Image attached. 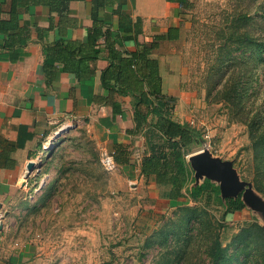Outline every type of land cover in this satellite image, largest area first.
I'll use <instances>...</instances> for the list:
<instances>
[{
  "label": "rangeland",
  "instance_id": "obj_1",
  "mask_svg": "<svg viewBox=\"0 0 264 264\" xmlns=\"http://www.w3.org/2000/svg\"><path fill=\"white\" fill-rule=\"evenodd\" d=\"M188 2L180 10V38L160 51L168 77L165 95L174 117L201 132L202 142L192 147L188 161L207 149L216 158L232 160L240 177L249 180L254 165L249 127L217 99L230 80L231 54L247 62L245 85L254 84L264 95V54L251 69L254 52L238 43L250 35L264 40V0ZM239 14L241 35H232ZM58 128L53 146L38 155L25 188L7 201L8 213L2 212L4 239L14 250H28L27 264H211L216 237L227 248L223 264H264V213L243 191L245 207L227 213L213 192L198 200L171 201L164 196L165 186H149L147 178L137 176V159L144 154L138 147L147 150L144 131L132 135L130 165L108 171L100 160L105 134L90 117ZM189 172L191 184L203 180H193L191 163ZM253 190L264 203V195ZM192 214L197 218L188 221Z\"/></svg>",
  "mask_w": 264,
  "mask_h": 264
},
{
  "label": "trees",
  "instance_id": "obj_2",
  "mask_svg": "<svg viewBox=\"0 0 264 264\" xmlns=\"http://www.w3.org/2000/svg\"><path fill=\"white\" fill-rule=\"evenodd\" d=\"M73 1L75 0H11L9 17L0 16V34H8L4 45L27 43L30 29L20 24L22 10L29 11L35 6L47 7L50 13V27L56 26L57 37L53 42L43 43L46 74L60 69L74 72L77 78L84 82L94 76L96 61L104 56L101 44L105 43L108 64L101 70L100 86L106 94L97 95L95 102L110 104L113 108V120H117L124 113V109L121 102L115 99V94L132 97L134 126L127 128L126 132L136 135L144 131L147 150L141 159V174L146 178L154 175L156 183L167 188L164 196L171 201L187 197L198 200L205 193L213 192L225 205L226 213L242 210L245 201L241 193L223 197L220 185L208 177H204L200 182L190 183V162L187 157L192 147L200 144L203 138L194 125L174 117L172 112L174 106L163 92L159 61L153 56L154 50L160 47L162 40L180 38V24L169 26L164 33L155 34L150 42H143L139 40V34L143 32V19L141 16L132 15L130 0H89L91 6L88 12L93 24L86 29L84 38H74L72 29L76 23L70 17ZM176 1L180 2L182 8L189 4L188 0ZM108 6H118L119 19L116 29L107 24L106 19L100 14L101 8ZM57 16L59 19L55 25L54 20ZM241 19L242 15L239 14L237 24L230 27V34L241 35L238 25ZM246 23H249V19ZM129 39L136 41L135 50L125 53L117 48V44L122 46L124 41ZM238 43L242 46H251L254 52L251 69L255 68L256 58L264 54V40L259 41L258 37L250 35L244 40L239 39ZM229 59L233 60L231 62L233 69L228 78L230 80L223 84V89L220 90L222 95L217 100L227 102L235 109L237 120L249 127L254 151V165L249 181L264 195V95L254 84L245 85L247 80L243 79V76L246 74L247 62L232 54ZM250 97L253 98L247 104ZM151 113L156 115L153 121L148 119ZM114 148L118 165H130L135 148L130 149L128 144L118 141H115ZM257 206L264 213V203L260 199H257ZM185 208L190 212L196 211L195 207ZM193 218H197V215L192 214L188 221ZM260 227L264 230V225ZM226 254L227 248L222 245L219 237H216L211 252V264H223Z\"/></svg>",
  "mask_w": 264,
  "mask_h": 264
},
{
  "label": "crops",
  "instance_id": "obj_3",
  "mask_svg": "<svg viewBox=\"0 0 264 264\" xmlns=\"http://www.w3.org/2000/svg\"><path fill=\"white\" fill-rule=\"evenodd\" d=\"M129 4L132 15L143 19V32L139 34V40L143 42H150L155 34L166 32L169 26H177L181 20L182 7L176 0H130ZM90 6L89 0L71 2L70 17L76 23L72 29L74 38H84L86 29L93 24L88 12ZM10 7L11 0H0L2 18L9 17ZM117 9L118 6H108L100 10L106 23L114 29L118 27ZM49 15L48 8L44 6L21 11L20 24L30 29L26 44L5 46L8 34H0V264H27L28 250H14L11 242L6 237L4 239L7 225L3 215L8 212L7 201L25 188L27 163L31 160L36 162L44 146L58 135L60 125L73 119L90 117L105 134L104 149L114 152L115 141L128 144L130 149L135 148L132 146L133 134L126 132L127 128L134 126L132 97L115 94V99L121 102L124 109L117 120H113L110 104L95 102L97 95L106 94L100 86L101 70L108 64L105 43L101 44L104 56L96 61V72L92 78L81 82L74 72L60 69L46 74L43 43L56 39L55 25L59 19L57 16L55 27L51 28ZM171 41L162 40L160 47L153 52L159 61L165 94L168 77L163 72L160 51L164 44ZM117 48L125 53L133 51L136 41L125 40L122 46L117 44ZM176 77L171 76L170 79ZM155 117L151 113L148 119L151 121ZM141 140L143 145L144 139ZM138 149L145 154L144 147L139 146ZM141 159H137L135 169L142 181L146 177L140 172ZM147 179L149 186L156 185L154 175Z\"/></svg>",
  "mask_w": 264,
  "mask_h": 264
},
{
  "label": "water",
  "instance_id": "obj_4",
  "mask_svg": "<svg viewBox=\"0 0 264 264\" xmlns=\"http://www.w3.org/2000/svg\"><path fill=\"white\" fill-rule=\"evenodd\" d=\"M190 163L195 170L196 179L208 177L214 181L219 180L223 195L236 196L243 191L245 199L257 205V199L260 198L253 190L252 182L240 177L232 160L216 158L207 149H204L192 155L190 157ZM36 167L37 164L34 160L29 161L27 163V176Z\"/></svg>",
  "mask_w": 264,
  "mask_h": 264
},
{
  "label": "built area",
  "instance_id": "obj_5",
  "mask_svg": "<svg viewBox=\"0 0 264 264\" xmlns=\"http://www.w3.org/2000/svg\"><path fill=\"white\" fill-rule=\"evenodd\" d=\"M53 144H54V141L52 138L51 141L44 146L43 151L45 152V151L49 150L53 146ZM100 160H101L102 166L108 171L114 170L118 167V163L115 159L114 152H112L108 149H104L102 151Z\"/></svg>",
  "mask_w": 264,
  "mask_h": 264
},
{
  "label": "bare ground",
  "instance_id": "obj_6",
  "mask_svg": "<svg viewBox=\"0 0 264 264\" xmlns=\"http://www.w3.org/2000/svg\"><path fill=\"white\" fill-rule=\"evenodd\" d=\"M67 126H64L62 129L64 130ZM45 157V156H44ZM8 213V212H7Z\"/></svg>",
  "mask_w": 264,
  "mask_h": 264
}]
</instances>
